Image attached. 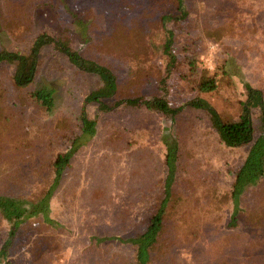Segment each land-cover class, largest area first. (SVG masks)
Here are the masks:
<instances>
[{
	"label": "rangeland",
	"instance_id": "374dc122",
	"mask_svg": "<svg viewBox=\"0 0 264 264\" xmlns=\"http://www.w3.org/2000/svg\"><path fill=\"white\" fill-rule=\"evenodd\" d=\"M8 1L14 6L7 5V0H0L1 16H7L8 20L10 18L16 22L13 20L9 28V22L0 17V50H20L27 53L34 38L46 32L69 39L70 45L84 56L111 66L118 77V89L111 97L104 99L110 105L127 96L144 94L151 97L154 92H159L157 82L166 74L167 58L161 52L163 29L151 18L156 14H151L146 20L151 21V27L144 32L145 43L140 44V48L145 51H131L130 47H126L127 51H124L123 44L118 48L120 37L114 38L113 34L110 39L109 36L110 32L118 34L116 27L124 26L123 15L115 8L114 0H75L71 8L81 17L84 23H80L81 25L72 23L46 0L39 3L36 0L30 3L22 0ZM194 2L195 0H191L189 5L195 7ZM213 2L214 5L220 2V6L224 8L222 15L213 13L201 19L194 14L190 18L191 23H188L191 24L189 27L192 28V35H196L198 31L197 23L208 25L212 31L214 27L226 23L228 15L232 17L233 14L236 15L233 19L236 31L224 34L222 38L201 34L203 39H200V45L190 46L186 54L180 49L182 36L178 34L180 37L175 47L178 55L196 56L195 65L198 67L195 69L178 59L173 70L168 73L163 92L171 107L186 104L194 98H203L224 120L237 119L241 112L240 104L246 97L245 81L261 88L264 95V26H260L264 23V20L260 23V18L264 15V0ZM6 7L19 8V11H14V16L10 17ZM207 9H211V6L208 5ZM163 12L161 10L160 14ZM256 15H260L257 23ZM138 24L145 27V22H137L135 25ZM167 26L171 28L173 24L168 22ZM251 27L253 31L248 30ZM180 33L183 32L180 30ZM139 67L144 72L140 75V81H137L134 73ZM224 69L230 71V74L227 75ZM158 70L162 72L157 77ZM13 71V65L0 64V85L5 90L4 100L0 104L3 115L7 113L9 118L40 122L48 127L46 130L43 126L49 135L53 132L56 118L65 119L67 127L79 123L83 97L99 83L97 76L78 70L56 49L45 47L35 80L30 87L34 89L46 85L54 89V106L49 114L41 115L31 105H21L16 99V90L11 83ZM212 72L224 77L217 90L199 91L194 87L192 79H197L202 73ZM86 112L96 119V133L74 153L50 198L49 214L54 220L50 232L57 237L47 247L51 252L48 264H83L81 261L86 260L83 250L89 229H97L98 233L119 234L137 227L132 223H140L163 194V182L160 180L165 172L163 136L168 141L178 140L180 153L177 164L180 163L179 167H183V170L197 164V160H202L203 157H212L213 161L217 159L213 162L217 181L214 184L209 178L211 187L229 184L233 169L240 164L249 146H225L212 129L206 111L189 104L174 117L146 108L123 105L109 111H100L96 103H89ZM257 114V109H253L254 122L258 121ZM131 128L135 129L129 133ZM142 128L147 131V137L143 136L145 132ZM30 137L34 139L36 136ZM31 146L39 148L37 156L43 154L44 151L40 152L41 145L36 140L31 142ZM48 153L46 150V154ZM187 154L194 157L190 158ZM28 167L29 161H18L13 168L8 169L18 170L15 174L19 178L23 174L29 179L22 182L10 181L14 192L31 190L33 177L28 173ZM180 181L172 186L168 206L169 218L173 217L176 223V240L169 248L173 262L168 261V264H245L247 260L243 255L246 251L244 246L253 250L254 264H264V219L261 217L259 220V212L248 215L250 209L260 206L254 189L243 195L240 204L242 211L237 214L234 225L229 226L231 208L226 205L222 209H215L216 204L208 201L210 197H199V202L195 203L196 206H202L201 210L207 216L198 219L193 217V222L189 218L181 219L185 206L183 201H179L178 195L181 193L180 186L187 182ZM261 185L264 186V179ZM201 201L203 205L199 204ZM35 218L29 222L30 226L25 227L29 228L25 232H32V226L41 231L45 225L41 221L44 218L42 215ZM90 220H93V226L90 225ZM169 221L171 224V219ZM212 224L216 225L218 233H208L206 229ZM191 226L202 227L204 230L186 246L183 243L186 241L185 231L186 227ZM16 240L22 239L18 235ZM216 246L220 249H215ZM26 249L25 245H19L16 256L19 264H24L22 253ZM86 263L96 264L91 259Z\"/></svg>",
	"mask_w": 264,
	"mask_h": 264
},
{
	"label": "trees",
	"instance_id": "16d2710c",
	"mask_svg": "<svg viewBox=\"0 0 264 264\" xmlns=\"http://www.w3.org/2000/svg\"><path fill=\"white\" fill-rule=\"evenodd\" d=\"M22 1L30 3L35 0ZM40 1L36 0L35 2L39 3ZM74 1L46 0L47 3L56 7L55 9L61 12L63 16H67L72 23L81 25L80 23H83L81 17L71 8ZM190 1L114 0L115 8L120 11L124 19V26L115 28L118 34L115 32L109 33L110 39L113 34L114 38L120 37L119 42H117L118 48L123 44L124 51H127L126 47H130L131 51L135 49H142L141 52L145 51V49L140 48V44L145 43L144 32L151 23V21L146 20L151 14H156L154 18L152 16L151 18L157 21L163 29L164 38L161 44V52L167 58L166 74L157 82L158 88L160 87L159 92H154L151 97L136 94L116 100L111 105L107 103L104 99L111 97L118 89L116 73L110 65L81 54L79 50L70 45L67 38L45 32L34 38L27 53L20 50H0V64L8 63L14 67L11 83L14 90H16V99L21 105H31L36 113L41 115H47L51 112L54 106V89L46 85L34 89H30V87L35 80L40 64V56L45 47H53L78 70L97 76L99 81L97 86L88 91L83 97L79 123L73 127H70L71 125L67 127L65 119L56 118L51 135L44 129L45 127L47 130L48 127L40 122H27L21 118L15 119V117L9 118L7 113L3 115L0 106V153H3L2 156L0 155V264H19L16 257L19 245H25V248H27L25 253L21 252L24 264H48L51 252L48 251L47 247L51 245L50 242H55V237H57L50 232V227L54 224V220L49 214L50 198L59 185L63 172L69 165L74 153L89 137L96 133V119L86 112V106L89 103H96L100 111H109L114 107L123 105L154 110L170 117H174L179 110L189 104V106L206 111L212 129L215 130L225 146L229 148L249 146L240 164L233 169L229 177V184H222L221 187H211L208 179H212L214 184L217 181V172H215L213 166V162L217 159L213 161L212 157H203L202 160H197L199 161L197 164L183 170V167H179L180 163L177 164L180 153L178 140L168 141L163 136L165 172L162 179H160L163 182V194L158 197L153 209L142 217L140 223H132L137 227H131L130 231L118 234L98 233L97 229H89L83 250V256L86 260L81 261L84 262L83 264H89L86 262L90 259L96 264H113L114 262L116 264H168V261L172 263L169 248L176 240L174 228L176 223H174L173 217L169 218L168 206L173 192L172 186L178 180L187 182L180 186L181 193L178 195L179 201H183L185 206L183 207L184 212H181L180 215L181 219L189 218L193 222V217L198 219L204 217V215L207 216L208 214L201 210L202 206H196L195 203L199 202V197H210L208 201L211 204L212 202L216 204L215 209H222L226 205L231 208L228 225L233 226L237 214L242 211L240 206L242 197L250 189H254L256 200L260 206L257 209H248V215L251 216L253 213L259 212V220L261 217L264 219V186L261 185L264 179V95L262 89L245 81L246 97L240 104L241 112L237 119L227 120H224L220 113L203 98H194L186 104L171 107L163 92L166 88V80L178 59L195 69L198 67L195 65L196 56L192 54L178 55L175 47L180 35L182 36L180 49L183 51L182 53L186 54L190 46L200 45V39H203L204 35L222 38L224 34H231L232 31H236L233 26V19L236 15L233 14L232 17L228 15L226 23L214 27L212 31L208 28V25L202 26L197 23L198 31L195 33L196 35H192V28L189 27L191 24H188L191 23V16L195 14L196 17L204 19L205 16H210L213 13L222 15L224 8L220 6V2L214 5L213 0H195V7L189 5ZM6 3L7 5L12 4L8 0ZM208 5L211 6V9H207ZM9 8L6 7V11L10 17L14 16V11H19V8ZM161 10L164 11L162 14H160ZM157 13L160 15H157ZM0 17L3 21L9 22V28L12 26L14 19L9 18L8 20L7 16H1V10ZM258 17L256 15L255 23H257ZM263 18L264 15L261 16L260 23L264 20ZM137 22H145V27L142 24L135 25ZM168 22H171L173 27H168ZM260 26H264V23ZM257 27H259V24H257ZM180 30L183 33H180ZM248 30L253 31L252 27ZM160 71L156 72L157 77ZM143 72L142 67L135 71L137 81H140V75ZM224 72L227 75L230 74L227 69H224ZM222 79H224L222 74L212 72L202 73L197 79H192V82L199 91H212L221 86ZM4 94L5 90L0 85V104L4 100ZM253 109L258 111L257 122H254L252 116ZM134 129H129V133ZM142 129L145 132L143 136L147 137V131L144 128ZM31 135L36 137L32 139ZM134 136L136 135L134 134ZM35 140L41 145L40 149L42 151L40 150V152L44 151L42 155L37 156L36 153L39 152V148L34 149L31 146V142ZM46 150L49 151L48 154H46ZM19 151L23 152L15 153ZM187 155L190 158L194 157L191 154ZM18 161L23 163L29 161L27 169H30L28 173L33 178L31 179V190L28 192H14L11 189V184H9L10 181L19 180L22 182L26 179L23 174L20 175V178L19 175L15 174V171L18 170L8 171ZM201 203L204 204L203 201L199 204ZM188 209L191 210L188 211ZM38 215L43 216L44 219L41 221L43 224L45 223L44 226L42 225L41 231L36 226L31 225L33 231L30 233L25 232L29 229L25 227L30 226L28 225L29 222L35 220ZM90 221V225L93 226V220ZM215 226V224L210 225L206 229L209 231L208 233H218L219 231L216 232L217 228ZM45 228H48L47 231H43ZM203 230L202 227H186V241L183 243L187 246ZM18 235L21 237V241L16 240ZM215 249L220 248L216 246ZM244 249L246 251L243 255L247 260L245 264H254L253 250L245 246Z\"/></svg>",
	"mask_w": 264,
	"mask_h": 264
}]
</instances>
